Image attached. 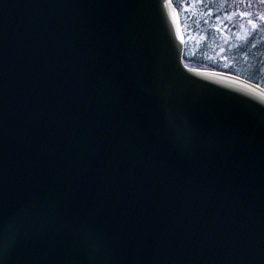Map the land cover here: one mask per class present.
Here are the masks:
<instances>
[{"label":"water","instance_id":"water-1","mask_svg":"<svg viewBox=\"0 0 264 264\" xmlns=\"http://www.w3.org/2000/svg\"><path fill=\"white\" fill-rule=\"evenodd\" d=\"M184 48L172 0H0V264H264V88Z\"/></svg>","mask_w":264,"mask_h":264},{"label":"trees","instance_id":"trees-1","mask_svg":"<svg viewBox=\"0 0 264 264\" xmlns=\"http://www.w3.org/2000/svg\"><path fill=\"white\" fill-rule=\"evenodd\" d=\"M182 17L187 42L199 40L196 48L188 54L185 61L194 67H205L230 73H243L245 78L262 84L264 81V36L257 34L238 41L228 49L222 46L223 61L215 59V49L221 45L215 39L231 33L239 22H257L264 19V8H240L247 4L259 3L257 0H173ZM253 13V14H252ZM263 17V18H262ZM262 27V24H261ZM260 28V26H259ZM218 42V43H217Z\"/></svg>","mask_w":264,"mask_h":264},{"label":"rangeland","instance_id":"rangeland-1","mask_svg":"<svg viewBox=\"0 0 264 264\" xmlns=\"http://www.w3.org/2000/svg\"><path fill=\"white\" fill-rule=\"evenodd\" d=\"M258 1H259V3H252V4L250 3V4H247L246 6H242L240 8H264V3H261L260 0H257L256 2H258ZM262 15H264V9H263ZM261 24H262V27H261ZM259 26H260V28H259ZM255 31L257 32V34H261V36H264V19L260 23L253 22V21L239 22L237 24V28L233 32L225 33L223 35L218 36L215 39V42L217 40L218 42H220L221 45L219 46V48L215 49V57L214 58L220 62L223 61L222 55H223L224 49L222 48V46L227 45L228 49H232L236 46L238 41L244 40L248 36L253 35V33ZM196 43L198 44L199 40H197V41L194 39L191 40V38H190V41L187 42L188 46H185V53H186V48H187L188 54H191L196 48V45H195ZM191 67H194V66H191ZM199 68H201V67H199ZM236 75L244 77L243 73H239V72L237 73L236 72ZM262 84L264 85V81H262Z\"/></svg>","mask_w":264,"mask_h":264},{"label":"snow or ice","instance_id":"snow-or-ice-1","mask_svg":"<svg viewBox=\"0 0 264 264\" xmlns=\"http://www.w3.org/2000/svg\"><path fill=\"white\" fill-rule=\"evenodd\" d=\"M261 3H264V0H260Z\"/></svg>","mask_w":264,"mask_h":264}]
</instances>
